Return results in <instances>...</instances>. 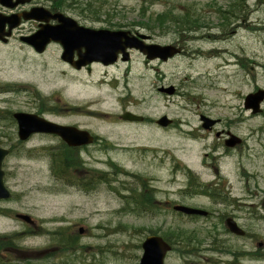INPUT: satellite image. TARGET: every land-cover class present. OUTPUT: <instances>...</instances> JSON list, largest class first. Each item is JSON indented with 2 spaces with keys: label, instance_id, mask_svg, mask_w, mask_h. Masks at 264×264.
<instances>
[{
  "label": "rangeland",
  "instance_id": "rangeland-1",
  "mask_svg": "<svg viewBox=\"0 0 264 264\" xmlns=\"http://www.w3.org/2000/svg\"><path fill=\"white\" fill-rule=\"evenodd\" d=\"M37 1L47 4L52 0ZM228 1L61 2L63 6L59 9L80 16L87 25L125 26L132 32L147 33L157 44L175 42L182 37L184 54L152 64L163 70L165 85L173 84L184 94H193L194 99L188 104L178 97H172V102L167 99L163 100L164 104L160 102L155 89L157 76L154 70L141 67L142 55L138 52L132 54L133 72L119 77L114 86L117 90H112L107 84H99L102 79H97L98 69L96 87L79 88L77 81L65 80L69 72L65 77L60 76L62 66L55 45L49 47L42 66L18 42L0 44V110L16 109L18 100L32 96L29 84L35 88L33 82L37 81L40 85L36 88L41 92L56 87L54 91L69 106L81 107L83 116L68 115L62 122H77L91 128L111 145V152L107 146L89 145L78 157L76 153L70 155L54 138L34 137L4 158V183L11 197L0 199V241L6 242L9 237L14 241L0 249V263L138 264L141 242L147 235L178 231L182 235L170 239L180 242L172 244L165 264H264V104L263 112L258 114L244 107L247 94L264 89V0H245L247 13L232 17L230 22L219 18L216 11L221 7L220 13L228 15ZM185 10L202 16L195 30L184 31L180 36L176 24L166 21L154 31L148 28L150 18L158 14L171 12L182 17ZM236 22L238 26L234 27L232 24ZM221 27H228V32L223 34ZM121 70L118 67L115 74ZM138 71L144 75H138ZM194 80L200 85L196 92L191 88ZM202 84L208 88L203 89ZM125 107L147 116V120L123 121L118 115ZM202 110L214 117H242L235 131L244 137V145L224 150L222 144H217L214 152L207 147V157L203 156L205 141L176 135L180 128L198 131L197 118ZM162 114L174 118L175 125L182 119V127L180 124L176 125L178 128L157 127V118ZM1 122L13 123L6 119ZM213 137L209 135L206 141L212 142ZM17 139L14 126L0 128V145L8 147ZM60 153L68 154L69 158L56 165L60 164L57 159ZM212 164L219 173L212 172ZM187 169L196 172L201 182L228 192L242 206L237 210L222 209L219 203L203 195L183 199L210 211L204 218L181 214L170 205L146 210L139 203L141 199L133 197L136 190H142L143 179L152 176L161 190V198H181L178 192L186 186ZM103 172L108 173L113 189L106 184H99L95 191L83 187L88 183L86 178L92 180ZM75 180L78 185H70ZM249 192L255 193L253 198ZM226 212L236 214L246 237H237L226 230ZM16 213L28 214L34 224ZM79 228L83 229L82 233Z\"/></svg>",
  "mask_w": 264,
  "mask_h": 264
},
{
  "label": "flooded vegetation",
  "instance_id": "flooded-vegetation-1",
  "mask_svg": "<svg viewBox=\"0 0 264 264\" xmlns=\"http://www.w3.org/2000/svg\"><path fill=\"white\" fill-rule=\"evenodd\" d=\"M59 8L60 7L57 4L52 3L50 1H48L47 4H43L37 0H18V3H16L15 5H13L11 7L6 6V5H2L0 3V15H2V16L13 15L18 22L16 27L12 30L10 37H8V41H6V42L0 41V44L8 45L10 42H18V45L22 46L24 48H27L29 50V53L33 57V59L36 62H39L42 66H43V62L45 61L44 56L48 52L49 47L51 45H55L59 48V63L62 66L61 70H59L60 76L62 75L63 77H65L66 72H69V76H67L65 80H68V78H69V80H75V81H77V86L79 88L80 87L83 88L84 85L96 87L97 85H95V84L98 83L97 79L101 78L102 82L101 83L99 82V84H102V85L107 84V86L110 87V89H112V90H117L116 88H114V86H117V79L119 77L128 76V74L130 75L133 72V70L130 66V63L132 62V54H133V52H138L139 55H142L141 67L145 68V69H149L152 72L154 70V72L157 76V84L155 85V89L157 91V94L160 97V102L162 104H164V101H163L164 99H167L169 102H172L171 101L172 97H178L179 100L185 101L187 104L189 103V101L194 99V96H191L193 94H190V92H188V94H184L183 92H181L179 90L178 87L174 86L173 84L165 85L163 83V76H164L163 70L158 66L154 67V65L152 64V63H156V65H158V64H161L163 62L168 61L171 58H176V57H179V55L184 54V51H185L184 43L185 42H183L182 37L177 39L175 42L161 43V45L171 44V45H174V47H178V49H179L178 52H176L174 55H172L168 58H161V57L148 58L139 49L126 47L124 50H120L117 53V56L113 61H109V62L105 63V62L100 61V60H92L91 62H88L84 65L79 66V67H76L75 64L71 63V61L66 60L62 57L63 46L61 43H59L57 41H54L51 39L50 41L43 43L42 45H40L41 44L40 42H37L36 44H39L41 46V49H37L35 47V45H32V44L26 42L24 37L33 35L43 25H47V26L55 27V28H57L59 25H63L64 28L61 29L60 33H58V35L61 37H69V35L72 34V31L70 30V28H74L76 26L64 25L63 23H61V22H63L62 20H60L61 17L56 15L57 13H63L65 15H71V14L65 13ZM29 11H32V13L35 15V17L29 18V19L24 18L23 13H26ZM71 16L75 18V20L77 21L76 22L77 25L89 26V27H94V28H107V29H111V30L125 29V30L131 31L130 29L125 28V26H119L116 28H115V26L111 27V23H106V25H104V26L95 27L93 25L85 24L84 21L82 20L83 18H81L78 15H76V16L71 15ZM232 25H234V27H236V26H238V23L236 22V24H232ZM228 27H221L223 34L228 32ZM196 28H198V26L189 27L188 29H185L182 31H181V28H175V29H176L177 33L180 36H182L184 31L195 30ZM229 29H230V27H229ZM235 31H236V29L234 30V32ZM131 33L136 34L137 32L131 31ZM151 37L145 38L144 41L146 43H152ZM124 43H125V39L123 38L121 44L124 45ZM37 50H39V51H37ZM84 53H85V49L83 46L79 47V49H77V47H75L73 53H71V55H70L71 60L76 61L79 58V55L84 54ZM236 60L239 61V63L242 62L237 58H236ZM118 67H122L123 70H121L119 73L115 74L116 70H118ZM96 69L99 70V77L97 79L95 78V76H96L95 70ZM137 74L141 76V75H144V72L142 74V72L140 73V71H138ZM73 77H76L77 79H73ZM33 85L35 86V88L32 87L31 84H29V86L31 87V90H32V96L27 97L24 100H18L19 104H18V107L16 109H11V110H7V111L0 110V128H7L9 126H14V129H16V135L18 137L19 123H18L17 119L15 118L14 114L17 112H22V113H26V114H30V115H35L37 117V119H45L47 121H51V122H54V123H57L60 125L75 127V128L82 130V131H88L89 134L93 136V141L90 144H83L82 143L80 145H69L67 143L66 139L57 133L36 131V132L31 133L27 137L26 140H21L18 137V139L16 140L15 143H11L7 147L9 150V154L10 153L13 154L15 152V148L19 147V144L27 143L29 140H31L34 137L54 138L66 148V150L70 153V155L76 153V154H78V157L81 156L79 153L81 152V150H83L84 147H88L89 145L93 146L94 144H97L98 146H105V147L107 146L108 147L107 150L109 152H111V149H109L111 147V145L108 144L106 138L100 137L98 135V133L94 132L93 129L88 128V127H83L77 122H62L61 121V119H63L65 116H68V115L83 116L84 114H83L82 109L79 105L71 104V106H69L65 101H63L64 98L57 95L58 93H56L54 91L56 89V87H52L47 92H41V90L36 88L40 85L39 82L35 81V82H33ZM198 86H200V85L197 82V80H194L193 82H191V88H193L194 91ZM201 86L203 87V89L208 88L207 85H204V84H202ZM11 91L14 92V90H11ZM43 94H45V95H43ZM119 101L121 102L120 96H119ZM121 107H122V104H121ZM178 107L182 108L183 110L187 109L184 105H181V107L178 105ZM192 110H194V108H192ZM126 111L132 112L136 115H140L142 118L141 119H129V120H123L122 119L123 121H127L130 123H137V122H144L147 120V116L137 114V113L127 109L126 107L123 109L122 113H120L118 115V117H120V119H121L122 115ZM89 113H92V112H89ZM194 114H196V113H194ZM234 116H236V117H234V118H222L220 116L214 117V116H212L211 112H207L205 110H202L198 113V118H197L198 124L196 127L198 128V131L196 128H190L191 131L190 130L187 131V130H184L183 128H180L179 130L176 131L177 132L176 135H180L181 137L185 136V138H188V139L193 140V141H198V140L201 142L205 141L203 143V145H204L203 156H207L209 154L207 152V147L211 150V152H214L217 149L218 145H221V144L223 145L224 150H229V149L233 150V148L228 147L229 146L228 143L232 142L234 140V138L235 139L238 137L241 138L239 145H235V147H238V146L241 147L245 143L244 137H242L241 135H239L235 131V129L237 127H240L239 123H240V119H242V117H238L237 115H234ZM1 119L13 121V123L11 122L12 124H6V123L1 122ZM148 119H149V117H148ZM157 119H159V120L164 119L165 123L157 122V127H161V128L162 127L167 128L170 125L173 126L174 128H178L176 125H178L182 122V119H181L179 121V123H177L175 125L174 123L176 120L174 118H169L166 114H162ZM155 122H156V120H155ZM180 125L182 127V124H180ZM185 125H187V124H185ZM220 125H222V127H220ZM79 135H80V137L82 136V138L85 137L84 134H79V132L77 130L71 129L69 134H68V138H70L71 140H76L79 138ZM209 135L214 136L212 138L213 139L212 142L206 141V138L209 137ZM0 146H2V145H0ZM36 150L38 152L40 151L39 148H36ZM47 150H49V148H47ZM217 163H218V160H217ZM177 167L182 168V165L177 164ZM212 167H213L212 172L217 174V172L219 171L217 166L212 164ZM191 173L194 176L195 175L197 176L196 172L192 171ZM186 176H187L186 186L182 187L181 190L178 192V195H180V196L182 195L181 198H179V199L161 198L160 197L161 190L159 187H157L154 184L155 179L152 176H147V178L143 179V182L141 183L142 192L145 193V194L143 193V195L145 196V198L143 199V203H142L143 208L145 207L146 209H160V208L167 206V205L173 206L175 204H186V205L193 204L196 208L204 209L203 207H201L199 205H195L196 203L188 202V200L184 201L183 199H185V198L191 199V197L199 196V195H203V196L209 198L208 195H206L205 193H202V192H210L213 186H211V185L209 186V183H205L206 186L196 188V187H194L196 182L194 180L189 181L190 176H189L188 172H186ZM190 182H191V185H190ZM220 191H221L220 192V199H219L218 203L222 209H225L226 207H231L232 210H237L239 208V206H242V204H239L237 202L238 201L237 199L230 198L228 192H224L222 190H220ZM85 192H88V191H85ZM249 193H250L251 197L253 198V195L255 193L254 192H249ZM191 195H193V196H191ZM207 208H209V207H207ZM229 216L237 221V217H236L235 213L228 214L226 212L224 218L229 217ZM235 236L243 238V237H246L247 234H244L243 236H240V235H235ZM171 248H172V246H171ZM223 250L225 252L229 253V251H227L226 246H223Z\"/></svg>",
  "mask_w": 264,
  "mask_h": 264
},
{
  "label": "water",
  "instance_id": "water-1",
  "mask_svg": "<svg viewBox=\"0 0 264 264\" xmlns=\"http://www.w3.org/2000/svg\"><path fill=\"white\" fill-rule=\"evenodd\" d=\"M0 2L7 6L13 4L10 2V0H0ZM24 17L31 18L35 17V15L32 12H29L26 13ZM64 18L66 20H63V22L61 23L67 26L68 24L74 25L75 21L73 19L68 17ZM6 23L8 24L7 31H5ZM16 24L17 20L14 19V16L3 17L0 15V39L6 40L4 36L9 35L10 30ZM62 28H64L63 25H59L57 28L43 25L42 28L35 32L33 35L24 37V39L28 43L35 45L37 49H41L40 45L46 43L50 39L59 41L63 45L62 57L66 60L71 61V63L75 64L76 67H79L82 64H86L92 60H100L105 63L113 61L116 58L117 53L120 50H124L126 46L138 48L144 54H146L148 58H167L168 56H172L179 51V49L175 48L173 45H160L157 43L145 44L143 43V41L139 40L141 38L148 37L145 34H140L139 36H127V32H122L121 30L110 31L105 29H91L79 26L70 28L72 34L69 35V37H61L58 35V33H60ZM122 37H125L126 39L124 45H121ZM37 42H40L41 44H36ZM81 46L84 47L85 53L80 54L79 58L76 61H72L70 57L71 53H73L75 47L79 49V47ZM263 101L264 89L260 88L256 92L249 93L245 96L244 106L246 109H251L253 113H258L261 111L260 104ZM14 115L19 123L18 134L20 139H25L30 135V133L36 131L57 133L64 137L67 143L70 145H80L82 143L91 142L93 138L88 131H82L75 127L60 125L51 121H47L45 119H37L35 115L26 113H15ZM122 118L140 119L141 116H136L131 112H125ZM158 122L165 123L164 119L158 120ZM71 129L77 130L79 134H84L85 137L82 138V136L80 137L79 135L78 139L71 140L70 138H68V134ZM239 141L240 139L236 138L235 141L229 142L228 145L233 146ZM7 153L8 149L0 147V199L9 198L11 196V192L5 186L3 180L4 171L2 169V161ZM173 208L186 214H207L205 210L196 209L185 205H175ZM16 216L27 222L33 223V220L27 214L17 213ZM225 225L227 229L232 233H235L237 235L245 234V231L231 217L226 218ZM80 232H82V228L80 229ZM141 246L142 254L140 256L138 264H164V257L167 251L171 248L170 245L157 234L147 235L143 240Z\"/></svg>",
  "mask_w": 264,
  "mask_h": 264
},
{
  "label": "trees",
  "instance_id": "trees-1",
  "mask_svg": "<svg viewBox=\"0 0 264 264\" xmlns=\"http://www.w3.org/2000/svg\"><path fill=\"white\" fill-rule=\"evenodd\" d=\"M50 2L57 4L59 7L63 6L61 3L62 0H52ZM244 3H245V0H230V1H228V4H229L228 5L229 11H227L228 15L221 14L220 13L221 7H219L216 10V11H218L219 18H222L223 21L230 22V20L233 19L232 17L238 18L240 16L245 15V13H247V9L244 7ZM183 13L184 14H182V17L180 15L178 17H175L174 15H172L171 12H164V13L158 14L155 17L150 18L148 28L150 27L151 31H154L156 28L159 29L165 21L170 23V24H176L175 28H181V31L188 29L189 27L198 26L199 24H201L199 22L200 18H202L201 15L196 14L195 12H192L189 10H185ZM67 158H69V156L67 154H65V155H63V154L61 155V153L58 154L57 159L60 161V162H58L60 164H56V165H61L63 162H65V160ZM53 165L54 164L52 162V167H53ZM90 179H92V180H89L88 178H86V180H88V183H86L87 187L82 184L83 187L89 191H95L96 189H98L99 184H106L110 188H112V189L114 188L112 185H110L111 184L110 180H109L110 178H109V175L107 172H103L102 174H100L94 178H90ZM74 184L78 185V182H76V180H75L70 185H74ZM200 185H204V184H200ZM211 192H213V194H214L213 197H216L219 193V191L216 188H212ZM143 193L144 192H142V190L141 191L136 190V194H133V197L141 199L139 201V203H141V204L143 203V199L145 198ZM123 197L126 198V196H123ZM136 206H137L136 208H138V209H139V206H140V208H142L141 205H136ZM146 210H150V209H146ZM54 233H57V232H54ZM181 235H182V233L178 232V231H169L168 233L164 232L162 234V236H164V238H166L171 244H175V243H178L180 241L179 240H173L172 241V239H170V237L173 236L174 238H177ZM63 239H65V238H63ZM72 240H74V239H72ZM12 241H14V239H12L11 237H9L6 242L0 241V249L5 244L12 243ZM190 241L191 240H186L187 243H189ZM74 242H75V240H74ZM61 246H62V248H68L69 249V247H67L66 245L65 246L61 245Z\"/></svg>",
  "mask_w": 264,
  "mask_h": 264
}]
</instances>
